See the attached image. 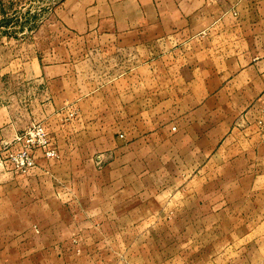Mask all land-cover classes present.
Segmentation results:
<instances>
[{
	"label": "crops",
	"instance_id": "0c3cea01",
	"mask_svg": "<svg viewBox=\"0 0 264 264\" xmlns=\"http://www.w3.org/2000/svg\"><path fill=\"white\" fill-rule=\"evenodd\" d=\"M55 18L89 38L93 57L102 50L109 67L83 76L75 62L31 57L23 75L39 83L37 98L0 103V148L26 123L69 104L88 116L83 133L74 121L64 125H73L70 135L58 136L61 147L70 141V159L103 153L98 162L105 155L149 162L159 154L162 160H208L232 136L238 146L232 158L246 143L247 160H264V152H256L264 147V111L257 108L264 92V0H61ZM124 166L110 173L118 171L125 193L132 175L160 172ZM231 241L233 263L264 264V213L244 218Z\"/></svg>",
	"mask_w": 264,
	"mask_h": 264
},
{
	"label": "rangeland",
	"instance_id": "374dc122",
	"mask_svg": "<svg viewBox=\"0 0 264 264\" xmlns=\"http://www.w3.org/2000/svg\"><path fill=\"white\" fill-rule=\"evenodd\" d=\"M60 2L0 0V103L21 102L24 95L36 100L39 83L23 75L25 62L36 55L46 64L75 62L83 76L109 67L102 50L93 57L89 38L57 22ZM257 103L264 111V92ZM82 111L69 104L52 108L1 145L0 264H236L232 233L244 218L264 213V160H247L246 143L239 147L240 157L232 158L238 151L232 136L208 160H162L159 154L149 162H125L104 154L98 162L103 153L70 159V141L61 147L57 139L61 131L71 134L73 125H64L74 121L83 133L87 113ZM34 124L46 128L52 154L37 147L35 165L20 169L10 158L20 149L15 138ZM256 149L263 155V145ZM121 166L168 173L132 175L125 193L118 171L110 173ZM180 170L184 176L172 175ZM33 176L38 178L31 183Z\"/></svg>",
	"mask_w": 264,
	"mask_h": 264
},
{
	"label": "built area",
	"instance_id": "2783aa9c",
	"mask_svg": "<svg viewBox=\"0 0 264 264\" xmlns=\"http://www.w3.org/2000/svg\"><path fill=\"white\" fill-rule=\"evenodd\" d=\"M15 143L20 144V149L17 153L12 154L10 158L13 159L15 165L20 169L32 168L35 165V148H44L47 155L52 154L48 149L50 144L47 135V130L42 124H34L30 129L23 134L17 135Z\"/></svg>",
	"mask_w": 264,
	"mask_h": 264
}]
</instances>
